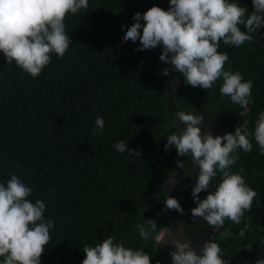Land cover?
<instances>
[{"label": "trees", "instance_id": "obj_1", "mask_svg": "<svg viewBox=\"0 0 264 264\" xmlns=\"http://www.w3.org/2000/svg\"><path fill=\"white\" fill-rule=\"evenodd\" d=\"M240 3L253 10L251 0ZM152 6L140 0H90L87 12L66 17L73 43L63 58L53 55L37 79L6 64L0 54V181L16 173L33 188L30 199L48 205L45 217L55 226L41 264H82L84 246L109 235L142 246L136 224L144 218L163 227L158 213L176 157L175 147L166 152L164 144L177 130L171 126L167 85L155 74L163 65L161 49L138 51L139 40L122 38L134 14ZM254 35L251 47L220 48L228 52L232 70L253 81L248 111L221 97L219 84L200 95H191L192 88L173 89L176 108L205 109L209 117L218 113L226 132L245 122L252 128L264 110V28ZM97 112L105 118L100 133L93 128ZM121 139L129 148L142 147L139 159L114 151ZM238 157L233 170H245L257 196L241 223L226 220L214 241L227 264H255L264 258V156L253 141V150ZM145 251L151 264H164L155 241Z\"/></svg>", "mask_w": 264, "mask_h": 264}, {"label": "clouds", "instance_id": "obj_2", "mask_svg": "<svg viewBox=\"0 0 264 264\" xmlns=\"http://www.w3.org/2000/svg\"><path fill=\"white\" fill-rule=\"evenodd\" d=\"M167 10L153 5L136 12L134 23L125 28L123 39L135 43L138 51L159 47V59L170 71L179 73L183 83L199 86L208 92L219 84L221 97H228L245 112L253 102L252 79H245L232 70L227 51L221 45L251 47L255 35L264 28V0H251L253 10L240 6V0H168ZM90 0H0V54L6 64L15 65L37 79L45 68L63 58L73 43L66 26V17L87 12ZM240 25H243V30ZM121 27H125L122 23ZM247 42V43H246ZM173 131L167 135L164 150L174 146L177 156L189 157L187 165L177 160L180 170L191 173L195 167V184L191 197L195 207L190 210L193 223L203 222L213 230L224 227L226 220L241 223L250 211L257 192L245 179L241 167L233 170L238 152L250 153L255 141L258 154L264 156V110L258 112L252 128L247 122L234 132L213 136L210 125L198 111L173 110ZM104 116L97 112L93 128L103 131ZM115 152L139 159L142 147L129 148L124 139L112 145ZM19 168V164L13 165ZM202 191L207 195L201 199ZM33 188L16 173L0 181V264H41V256L50 241L55 222L45 217L48 209L43 199L30 197ZM184 209L177 198L166 194L161 213ZM199 218V221H198ZM142 246L126 245L115 235L99 243L85 245L82 264H151L145 251L149 242L171 248L170 264H227L220 245L213 239L202 245L194 243L184 227H161L153 219L144 218L136 224ZM195 249H200L197 252ZM159 264V262H157ZM255 264H264L259 258Z\"/></svg>", "mask_w": 264, "mask_h": 264}, {"label": "flooded vegetation", "instance_id": "obj_3", "mask_svg": "<svg viewBox=\"0 0 264 264\" xmlns=\"http://www.w3.org/2000/svg\"><path fill=\"white\" fill-rule=\"evenodd\" d=\"M143 2H148V3H151L152 5L159 6L163 8L164 10H167L169 7V4H167L165 0H144ZM173 77L178 79L179 81L178 86H174V85L170 86V89L172 92L171 107L175 108L176 110H179V109L176 108V104L173 103L174 102L173 99L175 97L173 94V89H177L178 92L180 93V88H192L191 95L193 94L200 95L205 90V89L200 88L199 86L192 87L189 85H185L179 73L174 72ZM173 77L170 73H169V76H166L170 84L173 81ZM166 78L164 79L165 81H166ZM184 111H190V110L185 109ZM197 111L200 112V114L204 116L205 125H210L209 130L213 136L223 135L226 132L224 126L222 125L221 117L218 115V113H214L213 117H209L205 109H198ZM177 160L184 161L187 165L189 157L187 156L180 157V156H177L176 154V157L173 162L172 171L170 174L166 176L167 180L164 184V188L168 184V188H167L168 195L173 196L178 199V201L180 202L181 206L184 209V212L183 214H181V213L176 212L175 210L167 211L166 218L168 221L176 220L178 222V226L184 227L186 232L188 233V236L193 237L194 238L193 242L197 244V242L195 241V238H198L200 235L202 237L203 235L206 237V232L211 227H208L203 222H201L200 224L192 222L190 210L196 206L191 197V188L195 184V167L194 166L192 167L191 173L189 174V172L185 170H180L177 168L176 166ZM198 195L200 196L201 199H203L207 195V192L202 191ZM198 221H199V218H198ZM214 233H215V230H213V234H212L213 240H214ZM195 250L197 252L200 251V249H195Z\"/></svg>", "mask_w": 264, "mask_h": 264}, {"label": "water", "instance_id": "obj_4", "mask_svg": "<svg viewBox=\"0 0 264 264\" xmlns=\"http://www.w3.org/2000/svg\"><path fill=\"white\" fill-rule=\"evenodd\" d=\"M142 1H144V0H142ZM165 1H166L167 4H169L168 3V0H165ZM166 67H169V66L165 62H163L162 67L160 69L156 70L155 71V74L161 80V84L167 85L168 91L170 93V97H169V100H168V107H169V110H170V114H173L172 111L173 110H176V109L171 107L172 92H171L170 86L171 85L178 86L179 81H178V79H176V78L173 77L174 72L173 71H170V74L173 77V81L171 82V84H170V82H168L166 76L162 75V70L164 68H166ZM165 78H166V81L164 80ZM167 188H168V184L164 188V192L166 194H167ZM162 209H164V203H163ZM166 215H167L166 212H164L162 214L163 227L176 226V225L178 226V222L176 220H174V221H168L167 218H166ZM178 227L183 228L181 226H178ZM185 232H186V230H185ZM212 234H213V229L210 228L206 232V237L204 235H203V237L200 235L201 237L199 236L198 238H195V241L197 242V244L202 245L204 243V241H210L212 239ZM189 238L192 241L194 240L193 237H189ZM202 240H203V242H202ZM155 250H156L157 254L164 260V264H170V257L168 255L169 251H171V248L170 247L162 246V245H157L156 246V244H155Z\"/></svg>", "mask_w": 264, "mask_h": 264}, {"label": "rangeland", "instance_id": "obj_5", "mask_svg": "<svg viewBox=\"0 0 264 264\" xmlns=\"http://www.w3.org/2000/svg\"><path fill=\"white\" fill-rule=\"evenodd\" d=\"M70 264H79V263H77V262H75V261H72Z\"/></svg>", "mask_w": 264, "mask_h": 264}]
</instances>
